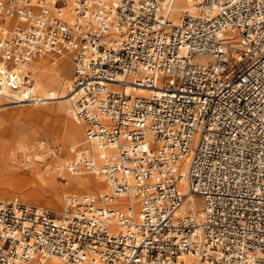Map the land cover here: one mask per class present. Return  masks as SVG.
Masks as SVG:
<instances>
[{
    "label": "built area",
    "instance_id": "obj_1",
    "mask_svg": "<svg viewBox=\"0 0 264 264\" xmlns=\"http://www.w3.org/2000/svg\"><path fill=\"white\" fill-rule=\"evenodd\" d=\"M177 1L0 0V97L68 51L86 125L68 171L110 187L60 215L0 200V264H264V0Z\"/></svg>",
    "mask_w": 264,
    "mask_h": 264
},
{
    "label": "bare ground",
    "instance_id": "obj_2",
    "mask_svg": "<svg viewBox=\"0 0 264 264\" xmlns=\"http://www.w3.org/2000/svg\"><path fill=\"white\" fill-rule=\"evenodd\" d=\"M185 8L183 0H178L176 4L177 13ZM9 24L13 23L10 19L7 20ZM14 75L19 85L18 91H21L25 99H20V103L14 107L19 106H32L37 104L48 103L50 106L44 108L23 110L19 113V116L26 120H35L36 126L42 125L44 120H48L50 117H57L62 123V132L60 134L56 133L53 127L42 126L41 131L50 133L54 136H60L63 139L65 146L67 147V155L69 156L70 150L73 145L79 142V139L83 136L85 132L86 125L80 120L76 115L71 113V95L70 89L73 88V74H72V63L70 61V56L68 51L62 52V55H56L50 51H47L36 58H34L28 70L31 71V85L29 87V93H25V86L22 81V75L25 74V69L21 66H14ZM3 73V74H1ZM0 78H4V63L0 59ZM5 82V81H4ZM73 90V89H72ZM139 94L147 95L148 91L140 90ZM21 95H18L20 97ZM10 104L6 102L4 98L0 97V107ZM79 119V120H78ZM29 129V128H28ZM19 133L18 137L14 140L12 150L13 158L12 161H18L15 154L18 151L24 154V166L25 176L32 174L33 164H31L32 159L43 161V155H40L34 149L47 150L46 143L40 141L36 145L26 146L31 144L29 141L33 137H37L39 132L36 129L30 128ZM82 140V139H81ZM30 148L33 150H30ZM48 154H54L56 160L52 165V172L47 171L46 174L50 175L51 185L49 187V199L42 203L40 199L34 198L28 195L35 194V190L29 192L28 194L22 195L21 198L30 203L38 206H44L49 210L55 211L56 215H60L64 209V197L69 192L72 194H90L94 196H100L108 194L110 192V187L106 183L105 178L101 175L95 173H90L86 171L70 172L68 171V164L72 158H62L61 149L57 150L56 147L49 149ZM57 153V154H56ZM71 153V152H70ZM32 155V156H31ZM34 161V160H33ZM56 176L61 180H65V186H61V183L56 180ZM29 179L26 177L18 178L14 181L16 188H21ZM45 190V189H44ZM46 193L48 191H45ZM1 200H5L6 193H0ZM12 200H17L13 197ZM22 202V201H20ZM25 203V202H24ZM124 201H118V204L123 206ZM62 205V208H61ZM187 208L193 211H199L202 208V204L198 202L197 196H191L189 202L186 204ZM133 208L136 214H138V204L133 201ZM185 264H192L194 260L191 257H184ZM28 264H36V261H32ZM42 264H65L57 257H50L42 262Z\"/></svg>",
    "mask_w": 264,
    "mask_h": 264
},
{
    "label": "rangeland",
    "instance_id": "obj_3",
    "mask_svg": "<svg viewBox=\"0 0 264 264\" xmlns=\"http://www.w3.org/2000/svg\"><path fill=\"white\" fill-rule=\"evenodd\" d=\"M184 4V0H183ZM52 104V103H51ZM51 104L43 103L37 104L32 106H19L14 107L13 104H7L3 107H0V193H6L5 200H12L13 197L17 198L19 201L28 203L24 201L21 196L28 194L31 191H36L35 194H31L28 196L36 197L41 200L42 203H45L49 197V187L51 185V178L49 174H46L47 171L52 172V165L56 160L54 154H48V150L54 147L59 150L61 149L62 158H72L73 154L70 150L69 156L67 155V147L63 142V138L60 136H54L50 133L41 131L42 126L53 127L56 133L60 134L62 132V123L59 118L57 117H50L48 120H44L42 125L36 126L35 120H26L19 116V113L23 110H30V109H37V108H44L46 106H50ZM17 105V104H16ZM79 120V119H78ZM36 129L38 130L39 134L37 137L31 138L29 141L31 144L28 146H33L43 141L46 143L47 150H40L34 149L40 155H43L44 160H36L32 159L31 164H33L34 172L25 176L28 171L25 170L24 166V154L21 151H18L15 154L18 161H12L13 158V142L18 137L19 133L25 131L27 129ZM28 129V130H29ZM82 139V140H81ZM85 139V132L83 136L79 139V142L76 143L77 145H82ZM75 145H73L74 147ZM30 150H32L30 148ZM33 151V150H32ZM57 154V153H56ZM32 156V155H31ZM34 160V161H33ZM24 162V163H23ZM21 177H27L29 181H27L21 188H16L13 184L14 181ZM56 180L61 183V186H65V180H61L59 177L56 176ZM45 189V190H44ZM45 191H48L47 193ZM68 193H71L67 190ZM198 197V202L202 204V199ZM2 198L0 197V200ZM30 204V203H29ZM35 205V204H34ZM44 207V206H43ZM62 208V205H61ZM52 211V210H51ZM55 212V211H53ZM66 264V263H65Z\"/></svg>",
    "mask_w": 264,
    "mask_h": 264
}]
</instances>
